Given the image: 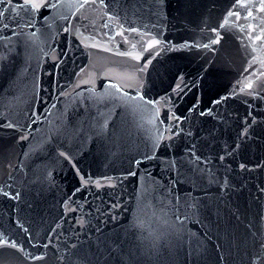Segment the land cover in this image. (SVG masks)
Returning a JSON list of instances; mask_svg holds the SVG:
<instances>
[{
	"label": "water",
	"instance_id": "water-1",
	"mask_svg": "<svg viewBox=\"0 0 264 264\" xmlns=\"http://www.w3.org/2000/svg\"><path fill=\"white\" fill-rule=\"evenodd\" d=\"M0 264H264V0H0Z\"/></svg>",
	"mask_w": 264,
	"mask_h": 264
},
{
	"label": "snow or ice",
	"instance_id": "snow-or-ice-1",
	"mask_svg": "<svg viewBox=\"0 0 264 264\" xmlns=\"http://www.w3.org/2000/svg\"><path fill=\"white\" fill-rule=\"evenodd\" d=\"M39 6H40V5H38V4H34V5H33V7H39Z\"/></svg>",
	"mask_w": 264,
	"mask_h": 264
}]
</instances>
